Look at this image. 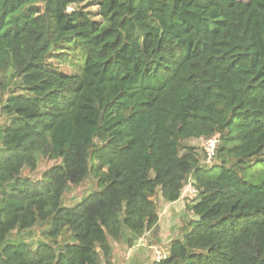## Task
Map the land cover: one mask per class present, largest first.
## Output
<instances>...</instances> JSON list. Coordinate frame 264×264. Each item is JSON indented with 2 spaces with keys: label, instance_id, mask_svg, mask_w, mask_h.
<instances>
[{
  "label": "trees",
  "instance_id": "trees-1",
  "mask_svg": "<svg viewBox=\"0 0 264 264\" xmlns=\"http://www.w3.org/2000/svg\"><path fill=\"white\" fill-rule=\"evenodd\" d=\"M189 182L151 264H264V0H0V264H113Z\"/></svg>",
  "mask_w": 264,
  "mask_h": 264
},
{
  "label": "rangeland",
  "instance_id": "rangeland-1",
  "mask_svg": "<svg viewBox=\"0 0 264 264\" xmlns=\"http://www.w3.org/2000/svg\"><path fill=\"white\" fill-rule=\"evenodd\" d=\"M69 10L71 11V7H69ZM88 10L96 12L97 6L91 5ZM95 18H97V16ZM81 54L82 52L80 48L75 43H72L70 46L68 45L62 47L56 52L54 51L49 59V64L56 68L58 72L71 75L74 72H78L80 69L79 66L82 59ZM204 143V141H200V146L203 147V150ZM213 160H215V157ZM42 165L40 166V169H42ZM51 165L52 163L49 164V167ZM191 189L195 188H193L192 184H187L182 190L181 197L175 203H164L160 197L157 196L156 202L159 205L158 225L151 233L145 235L143 239L139 240L132 251L121 252L119 248H116L113 257V264H151L154 252L166 253L165 246L172 237V227L181 217L185 198L191 200L196 195L190 191ZM93 190H97L96 183L89 180L76 191L65 195L63 205L65 207H73L79 202V200L85 198ZM151 238L158 240L159 243L154 242L149 244ZM147 257L150 259H146Z\"/></svg>",
  "mask_w": 264,
  "mask_h": 264
},
{
  "label": "built area",
  "instance_id": "built-area-1",
  "mask_svg": "<svg viewBox=\"0 0 264 264\" xmlns=\"http://www.w3.org/2000/svg\"><path fill=\"white\" fill-rule=\"evenodd\" d=\"M204 142H205L204 143V152H205V155H206V162L210 163L215 157V148H216V145H217V140H216V138H212V139L206 140ZM188 184H192V183L189 182ZM190 191L192 193L196 194V190L195 189H191ZM165 258H166V253H164V252L155 253L154 252L153 260L155 262H160L161 260H164Z\"/></svg>",
  "mask_w": 264,
  "mask_h": 264
},
{
  "label": "crops",
  "instance_id": "crops-1",
  "mask_svg": "<svg viewBox=\"0 0 264 264\" xmlns=\"http://www.w3.org/2000/svg\"><path fill=\"white\" fill-rule=\"evenodd\" d=\"M152 234H154V233H152ZM153 236H155V235H153ZM131 251H132V250H131ZM151 257H152V256H151ZM147 258H148V257H147ZM147 258H146V259H147Z\"/></svg>",
  "mask_w": 264,
  "mask_h": 264
}]
</instances>
